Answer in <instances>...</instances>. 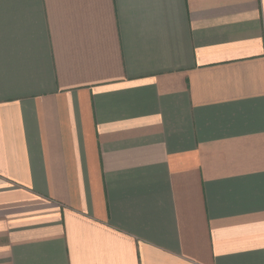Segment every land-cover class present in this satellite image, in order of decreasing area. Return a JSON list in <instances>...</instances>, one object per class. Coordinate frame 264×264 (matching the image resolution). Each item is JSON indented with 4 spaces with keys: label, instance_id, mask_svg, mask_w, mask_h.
Instances as JSON below:
<instances>
[{
    "label": "crops",
    "instance_id": "obj_1",
    "mask_svg": "<svg viewBox=\"0 0 264 264\" xmlns=\"http://www.w3.org/2000/svg\"><path fill=\"white\" fill-rule=\"evenodd\" d=\"M0 264H264V0H0Z\"/></svg>",
    "mask_w": 264,
    "mask_h": 264
}]
</instances>
